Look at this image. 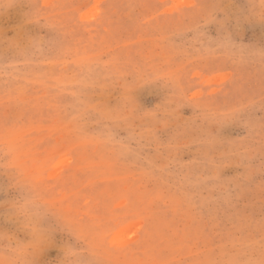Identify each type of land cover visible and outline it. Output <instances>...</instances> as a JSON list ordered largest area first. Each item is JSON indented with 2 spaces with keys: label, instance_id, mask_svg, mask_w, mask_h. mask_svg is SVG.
I'll return each mask as SVG.
<instances>
[{
  "label": "rangeland",
  "instance_id": "obj_1",
  "mask_svg": "<svg viewBox=\"0 0 264 264\" xmlns=\"http://www.w3.org/2000/svg\"><path fill=\"white\" fill-rule=\"evenodd\" d=\"M0 264H264V0H0Z\"/></svg>",
  "mask_w": 264,
  "mask_h": 264
}]
</instances>
